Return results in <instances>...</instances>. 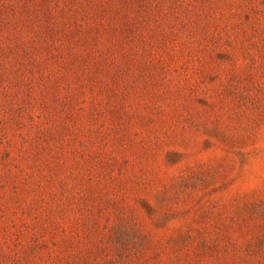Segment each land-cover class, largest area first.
<instances>
[{
	"label": "rangeland",
	"instance_id": "rangeland-1",
	"mask_svg": "<svg viewBox=\"0 0 264 264\" xmlns=\"http://www.w3.org/2000/svg\"><path fill=\"white\" fill-rule=\"evenodd\" d=\"M0 264H264V0H0Z\"/></svg>",
	"mask_w": 264,
	"mask_h": 264
}]
</instances>
